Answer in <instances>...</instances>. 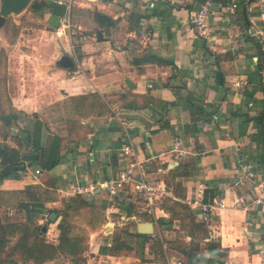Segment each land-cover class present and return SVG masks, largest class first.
Instances as JSON below:
<instances>
[{
  "label": "crops",
  "instance_id": "0c3cea01",
  "mask_svg": "<svg viewBox=\"0 0 264 264\" xmlns=\"http://www.w3.org/2000/svg\"><path fill=\"white\" fill-rule=\"evenodd\" d=\"M46 1L53 4L55 0ZM204 2L75 0L69 16L61 18L58 27L65 22L71 25L72 18L70 28L73 26V33L79 35L76 44L72 40L73 71L60 66V60L58 67L52 68L54 55H51L53 60L44 56L42 46L37 48V58L33 55L35 59L29 63L22 60V66L16 59H8L10 75L15 80L24 67L28 82L39 84L38 90L19 91L12 98L13 107L18 111L26 115L48 114L53 103L96 94L106 102L111 114L103 117L90 114L82 118L81 124L89 131L79 143L65 141L66 124L61 132L51 133L39 122L42 124L40 145L45 154L56 136L63 139L59 164L50 171L38 170V178L28 167L18 180H3L1 189L15 191L29 185L50 186L57 200L46 203L38 215L51 216L53 209L57 211L62 200L69 197L73 187L109 180L126 167L128 160L122 155L121 147L126 142L124 132L127 131L137 158L150 160L145 168L149 182L163 181L169 170L184 166L185 172L178 180L182 196L175 197L172 189L166 187L169 197L195 211L199 223H204L200 218V204L214 206L210 221L204 223L208 238L200 243L192 264H264V206L253 203L257 186L264 188V120L263 123L258 120L264 115V80L257 69L256 44L249 33L251 22L256 21V10L251 0H239L233 23L222 12L223 0H213L205 34H202L191 19ZM74 6L77 10L73 13ZM94 11L113 20L114 26L108 29L107 36L93 22ZM45 12L48 20L51 10ZM230 28L234 29L233 34ZM98 31L102 33V42L97 41ZM63 36H67L66 31L57 37ZM77 67L81 74L75 75ZM31 70L39 71L43 78L30 80ZM244 80L247 85L243 89L232 87V83ZM122 121L131 126L125 129ZM32 123L35 126L36 122ZM175 141L187 153L179 161L172 153ZM244 158L254 164L256 182L235 186ZM151 164L156 171L147 172ZM123 197L132 199V203L137 200L133 192H123L117 199ZM98 198L107 201L98 204L106 215L103 227L109 223L114 226V220L120 218L135 224L130 232L138 233L139 225L152 224L154 234L148 236L154 237L158 232L162 243L163 237L173 239L169 229L159 223L161 219L164 223L171 221L163 209L159 208L155 217L145 221L148 215L141 207L129 214L126 200L118 205L109 204L105 192L95 190L92 199ZM178 225L179 221L174 220L170 229ZM108 235L102 237L97 232L91 235L96 239L89 247V254L98 264L182 262L172 251L163 252V261L155 260L147 244L141 252L134 250L133 255L111 256L112 240Z\"/></svg>",
  "mask_w": 264,
  "mask_h": 264
},
{
  "label": "trees",
  "instance_id": "16d2710c",
  "mask_svg": "<svg viewBox=\"0 0 264 264\" xmlns=\"http://www.w3.org/2000/svg\"><path fill=\"white\" fill-rule=\"evenodd\" d=\"M52 6L53 4L46 0H32L26 9L33 14H40L51 10ZM240 16L242 18V14H240ZM139 20L140 17L137 19L136 25L139 23ZM5 21L3 23L4 28L7 27ZM93 22L96 23L106 35L109 34L108 29L114 26V22L111 18L97 11L93 12ZM137 28H139V24ZM250 38L255 41L258 52L257 69L264 80L263 47L255 37ZM74 68L73 66L70 71H73ZM67 99L70 103L69 107L66 109V113L69 116L65 119L67 130L65 141L69 143H79L88 133L89 129L80 122L82 118L90 114H95L97 117L111 114L106 102L96 94ZM108 103L110 104L109 101ZM10 109L8 113H0V121L4 122L7 127H10V124L16 120L19 114H24L15 109L12 105H10ZM36 116V114L31 115L34 119ZM258 120L263 123L264 115L259 117ZM41 125V123L36 122L31 133L26 130L24 136H18L16 146L14 147L0 143L1 181L8 179L18 180L20 177L19 175L25 171L26 168L34 164L41 165L45 171H50L59 164L63 139L56 136L48 153L45 154L39 139ZM17 167H23V169L21 171L16 170ZM5 168L9 171L5 175H2L1 172ZM185 168L184 166H180L176 169L169 170V175L163 179L165 187L172 189L175 197L182 196L183 189L178 180L181 178V174L185 172ZM148 171L154 172L156 170L151 164V168L147 169V172ZM5 192H12L11 194L17 196L15 200L16 206L22 209L25 219L22 222L10 223H4L0 219V264H47L60 257L70 259L73 264H78L77 259L86 251L87 247L83 244L82 239L74 233V226L70 224L68 217L70 212L73 213L81 209L91 208V203H87L79 195H76L69 199L68 207L65 210L61 212L54 210L57 217H60L56 225L59 235L55 243H49L45 239V233H42V227L35 222V214L36 212L37 215L41 214V209L46 203L55 202L57 200L55 191L52 190L50 186L29 185L22 190H0V194H4ZM134 203L142 205L139 199ZM134 203L132 205L128 204L129 214L132 213L135 208ZM140 207L142 208V206ZM160 208L169 214L171 220L169 223H164L163 219H161L159 222L161 226L170 229L173 221L178 220L180 230L185 232L187 229V233L184 236L189 238V243L187 244L190 246L189 248H185L183 243H178L176 239L164 240V243L168 245V251L176 252L184 256L187 259V264H192V257L198 251L200 243L208 238L207 225L196 222L195 211L172 197L164 198L160 204ZM185 219H188V223L185 222ZM144 220L150 221L151 218L150 216H146ZM129 226L130 228H135V224H129ZM121 235L126 237V241L121 239ZM128 238H132L135 243L130 245L127 241ZM146 244L149 245L150 251L155 255V260H164L162 242L159 238H156V236L150 237L148 235L133 233L130 232V230L122 231L121 234L112 239L109 253L111 256L118 257L121 256L123 252H134V250L135 252H141Z\"/></svg>",
  "mask_w": 264,
  "mask_h": 264
},
{
  "label": "rangeland",
  "instance_id": "374dc122",
  "mask_svg": "<svg viewBox=\"0 0 264 264\" xmlns=\"http://www.w3.org/2000/svg\"><path fill=\"white\" fill-rule=\"evenodd\" d=\"M76 10L77 8L76 6H74L73 13L76 12ZM45 13L46 12L33 14L28 9H26L18 15L8 16L5 21L7 23V27L4 28L3 25L0 28V113L10 112V105L13 106L12 98L15 99L18 96L19 91H22L23 93V91L32 90V88L34 91H36L38 90L39 85L38 83H33L32 81L28 82L27 79L29 78V76H27L24 67H21L18 73L16 71V73L18 74V80H15L14 77L10 75L11 68H9L8 66V59H16L17 64L19 65L22 64V60L29 63V61H34V59L37 58L36 54L37 52H39L37 48L42 46L45 48L44 56L51 58V55H54L52 68H57V62L61 60V58L66 55L72 56L74 54L72 40L73 43L76 44L79 35L73 33V30H75L73 26L70 28L71 30H69V32L66 28L64 29L67 36L58 38L56 36V30L49 27ZM72 21V18H70L69 22L71 25L73 24ZM64 25L66 26L67 23L65 22ZM16 52L17 55H15ZM23 55H27V57ZM33 55H35V58L32 59ZM51 60H53V58H51ZM31 71L33 72V76H30V80H35L34 78L41 80L40 77L43 78V76H41L43 74H40L39 71ZM69 75H71V73ZM69 103L70 102L68 101V99H63L62 101L53 103L49 106V111H51L50 113H42V115H37L35 119L32 118L31 115L19 114L16 120H14L10 124V127H7L4 122L0 121V143H3L4 145L10 147L16 146L18 136H24L26 130H28L30 133L33 131L34 123L31 124V122L33 121L41 122L43 126L45 124L49 129V132L51 133L61 132L62 129H64L63 126L66 122L65 119L69 116L66 113V109L69 107ZM29 168L37 178L39 174H36L35 171L43 169L42 166L38 164H34ZM19 176H24L23 172ZM1 183L2 181L0 180V190H3L1 189ZM11 193L12 192H5L4 194H0V219L4 223L22 222L25 219V215L22 212V209L17 208L16 206L15 200L17 199V196ZM101 193L104 194L103 191H101ZM79 196L87 203H91L92 207L81 209L78 212L69 213L68 220L70 224L74 226V233L82 239L83 244L87 247L86 251L78 259H76L78 260V264H98L96 260L92 258V255L89 254V247L93 246L92 243L94 239H96L95 237L93 239L91 236L95 232L101 234L102 237L104 236L103 232L101 231L103 230V224L106 221V215L102 210L99 209L98 204H105V202L107 201L103 198H98L95 201L92 199V196L89 195ZM70 198L72 197L69 196L64 198L62 200L61 206L59 207V209H57V211L61 212L62 210H65L68 207V201ZM108 198L109 197L107 196V199ZM122 200H126L127 204L129 205L133 204L131 201L132 199H126L124 197L117 199L116 201H109V204L118 205V203H120ZM163 200L164 198L161 200V202ZM134 205L135 210L136 208H140V205L135 203ZM141 209L142 212H145V214H147V212L143 208V205ZM53 210L56 211V209ZM137 211L138 210H136V212ZM147 215L150 217L152 216L149 214ZM35 216V222L42 227V233H45L46 241L49 243H55L59 235V231L57 230L56 225L58 224L60 217H57L56 223H51L49 221V215L46 217H44L43 215L37 216L36 212ZM114 221L115 224L111 227L110 235H108V238L111 237V240L115 236L121 234L122 231L130 230V226L126 221L120 220V218H116ZM185 222L188 223V219H185ZM43 228H45V231H43ZM169 232L173 240L176 239L178 243L182 242L185 248L190 247L187 245L189 243V240H187L186 236H184L187 233V229L185 230V232L183 230H180L179 224L176 229H169ZM155 236L156 238H159L158 232L155 233ZM121 237L122 240L126 241V237H124L123 235H121ZM162 240L164 241V237L162 238ZM127 241H130L132 244L134 242L132 238H128ZM163 245L164 243H162L163 251L169 253L170 251H168V245H165L166 247ZM133 254L134 252H123L122 255ZM178 255L179 256L177 258L179 260H182L184 264H187V259L180 254ZM47 264H73V262L70 259L60 257L57 260L49 262Z\"/></svg>",
  "mask_w": 264,
  "mask_h": 264
},
{
  "label": "built area",
  "instance_id": "2783aa9c",
  "mask_svg": "<svg viewBox=\"0 0 264 264\" xmlns=\"http://www.w3.org/2000/svg\"><path fill=\"white\" fill-rule=\"evenodd\" d=\"M255 6L256 10V21L251 22L249 33L250 36L255 37L261 44L264 52V0H251ZM75 0H55L53 1L54 5H64L65 6V16H69L71 8ZM213 0H205V2L200 6V9L192 17L191 23L193 26L200 30L202 34L204 29L207 26L211 6ZM239 7V0H223L222 12L227 13L228 20L230 22H236V12ZM69 32L70 25H61V28L56 29V35L62 36L65 34V30ZM231 34L234 33V29L230 28ZM74 55V54H73ZM75 58V57H74ZM76 60V58H75ZM75 75L81 74L80 67H77L74 72ZM247 85V82L237 81L232 83V87L236 90H241ZM122 126L130 127L131 124L127 121L121 122ZM126 137V142L121 147L122 155L128 160L126 167L119 171L118 174L109 180H105L98 184L88 186H75L69 192V196L74 197L76 195H89L94 196L95 190L105 192L109 197L110 201H113L118 198L121 193H134V198L139 199L143 205L144 210L147 214L155 217V211L160 208L161 200L165 197H169V193L162 180H155L149 182V177L145 172L146 166H148L150 160H139L135 154V150L132 147L131 142L129 141V136L127 131L124 132ZM173 157L176 161H179L186 157L187 153L181 149V144L179 141H175L172 149ZM241 174L238 179L235 181V186H241L245 182H251L252 184L256 182V170L253 163L248 161L246 158L243 159V163L240 166ZM161 172V170H159ZM36 174L39 171H35ZM258 193L253 199V203L256 205L264 206V188L260 185L257 186ZM200 218L204 223H208L211 218V211L214 209V206L211 204H200ZM223 207L222 204L219 206ZM110 225V226H109ZM112 225L105 224L103 227V233L108 234L111 232ZM175 264H183L181 261H176Z\"/></svg>",
  "mask_w": 264,
  "mask_h": 264
},
{
  "label": "water",
  "instance_id": "95a60500",
  "mask_svg": "<svg viewBox=\"0 0 264 264\" xmlns=\"http://www.w3.org/2000/svg\"><path fill=\"white\" fill-rule=\"evenodd\" d=\"M32 0H0V28L2 27L6 18L10 15H18L23 12ZM65 16V6L64 5H54L51 9L50 16L48 18V25L53 29H57L60 25V20ZM97 41H104L102 33L98 31ZM59 65L67 70L73 68V61L70 57L65 56L61 58ZM23 167H17L16 170H22ZM9 170L7 168L2 170V175H5ZM1 179V178H0ZM57 219L56 214H51L49 221L55 223ZM45 231V228H43ZM138 233L142 235H151L153 233L152 224L139 225Z\"/></svg>",
  "mask_w": 264,
  "mask_h": 264
}]
</instances>
